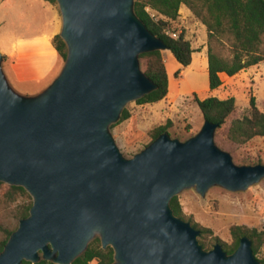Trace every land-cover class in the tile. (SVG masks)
Wrapping results in <instances>:
<instances>
[{
  "label": "water",
  "instance_id": "obj_1",
  "mask_svg": "<svg viewBox=\"0 0 264 264\" xmlns=\"http://www.w3.org/2000/svg\"><path fill=\"white\" fill-rule=\"evenodd\" d=\"M66 57L35 94L10 85L0 52V181L31 196L0 251V264H71L95 233L110 264H260L243 235L230 253L204 249L200 230L170 200L194 186L246 189L264 164H237L203 120L185 140L163 131L124 157L109 127L125 104L154 90L139 54L167 49L134 12V0H56Z\"/></svg>",
  "mask_w": 264,
  "mask_h": 264
},
{
  "label": "trees",
  "instance_id": "obj_2",
  "mask_svg": "<svg viewBox=\"0 0 264 264\" xmlns=\"http://www.w3.org/2000/svg\"><path fill=\"white\" fill-rule=\"evenodd\" d=\"M51 1L55 2V0ZM181 4L186 5L207 29L209 89H215L221 85L222 81L219 77V72L233 75L243 68L262 60L264 61V56L261 54V44L264 38V0H134L133 8L136 15L154 35L163 40L167 49L181 66L185 67L191 63L193 51L191 44L189 40L185 39L182 32H180L178 38H172L165 33L166 29L173 26L178 29L174 23ZM146 6L155 9L163 17L154 21L146 11ZM222 38H225L229 43V57L217 54L213 51L210 44L211 39ZM53 44L60 57L64 60L66 57V45L59 34L54 36ZM139 59L143 61L142 70L157 87L135 101L138 104H146L162 100L168 93V75H166L167 70L163 60L162 49L142 52L139 54ZM193 96L203 120L217 123L218 128L235 111V98L233 96L222 99L213 95L200 99L195 93H193ZM248 102L250 108L248 112L241 117L231 119L227 128L226 139L237 145L249 142L250 139L256 136L264 137V111L257 106L253 95H250ZM129 116V110L124 107L116 123ZM170 124L171 120H167L165 124L154 127L151 132V140L161 132L166 131ZM257 163H261V161L240 162V164ZM2 185L6 187L5 196L10 200L16 198V196L29 198V201L17 211L18 219L26 217L30 204H32L31 196L22 186L4 184L0 181V186ZM170 206L174 214L181 216L182 208L177 195L171 198ZM14 229L5 230L4 236L0 239V251ZM199 229V241L205 246L207 244L206 235L210 233V230L204 227H199ZM230 232L233 239L228 246L218 237H215V241L222 243L223 248L228 253L237 247L239 239L243 235H247L251 239L254 254L259 251V248L264 243V229L232 225ZM93 260L96 261L95 264H110L113 261V249L110 246L102 248L99 240L96 239L90 242L87 248L71 264H89ZM259 261L260 264H264V260L260 259ZM21 264L55 263L40 259L35 263L23 260Z\"/></svg>",
  "mask_w": 264,
  "mask_h": 264
},
{
  "label": "rangeland",
  "instance_id": "obj_3",
  "mask_svg": "<svg viewBox=\"0 0 264 264\" xmlns=\"http://www.w3.org/2000/svg\"><path fill=\"white\" fill-rule=\"evenodd\" d=\"M171 29L179 30L174 26ZM210 44L213 51L220 56H230V46L225 38L211 39ZM162 52L165 60H167L170 51L164 49ZM261 54L264 56V38L261 44ZM259 63H264V61ZM140 66L143 69L142 60H140ZM169 75L170 86L175 95L167 98L169 101L166 102V105L153 108L158 106L160 102L138 104L135 100H131L125 104L130 116L118 123H113L109 127V131L124 157H132L143 149L151 141L152 129L157 125L165 124L167 120H171V124L166 131L171 137L180 140L192 136L202 126L203 117L193 93L202 99L209 96L208 73L205 65L194 58L189 65L180 67V69L170 72ZM12 85L11 87L16 92L25 94L24 87ZM253 92L264 95V76L257 79L253 90L245 92L248 101ZM249 109V107L243 109L242 104L239 103L238 108L226 118L225 123L216 129L214 141L218 147L229 152L237 164L242 161L257 160L264 164V137L256 136L241 145L226 139L230 120L241 117ZM5 190L4 185L0 186V239L4 236L6 229L17 227L19 220L17 211L29 201V198L22 196H16L10 200L5 196ZM177 197L182 208L180 217L189 221L193 226L196 225L197 229L204 227L210 230V233L206 235L207 244L202 245L204 249H209L214 243H217L215 237H218L226 246L230 245L233 239L230 232L232 225L264 229V177L243 190L230 191L221 186L213 185L204 194H200L194 186H191L178 192ZM96 239L100 242L98 233L94 234L89 243ZM220 244L223 248L222 243ZM255 257L258 260H264V243ZM95 262L93 260L90 264H95Z\"/></svg>",
  "mask_w": 264,
  "mask_h": 264
},
{
  "label": "crops",
  "instance_id": "obj_4",
  "mask_svg": "<svg viewBox=\"0 0 264 264\" xmlns=\"http://www.w3.org/2000/svg\"><path fill=\"white\" fill-rule=\"evenodd\" d=\"M174 24L191 44V62L195 58L207 69L208 35L205 25L184 4L180 5ZM60 26L56 0H0V52L3 55L2 67L11 86L19 85L24 87L25 94H35L58 74L64 60L55 49L53 38L59 33ZM163 58L168 75V95L157 101L160 104L153 108L163 107L169 101L168 97H174L169 74L183 67L171 52L167 60L164 55ZM263 76L264 63L259 62L233 75L219 72L222 83L215 89H209L208 94L221 99L233 96L234 109L239 103L246 109L249 104L245 92L253 90L257 79ZM252 95L257 106L264 111V95L254 92Z\"/></svg>",
  "mask_w": 264,
  "mask_h": 264
},
{
  "label": "built area",
  "instance_id": "obj_5",
  "mask_svg": "<svg viewBox=\"0 0 264 264\" xmlns=\"http://www.w3.org/2000/svg\"><path fill=\"white\" fill-rule=\"evenodd\" d=\"M146 11L148 12L149 16L154 20V21H157L159 18H162L163 16L157 12L155 9H152L151 7L149 6H146L145 7ZM180 32L179 30H175V29H166L165 30V33L172 37V38H178L179 35H180ZM90 264V263H89Z\"/></svg>",
  "mask_w": 264,
  "mask_h": 264
}]
</instances>
